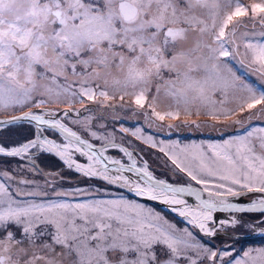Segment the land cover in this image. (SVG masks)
Here are the masks:
<instances>
[{
  "label": "snow or ice",
  "instance_id": "snow-or-ice-1",
  "mask_svg": "<svg viewBox=\"0 0 264 264\" xmlns=\"http://www.w3.org/2000/svg\"><path fill=\"white\" fill-rule=\"evenodd\" d=\"M0 117V264H264V0H0Z\"/></svg>",
  "mask_w": 264,
  "mask_h": 264
},
{
  "label": "rangeland",
  "instance_id": "rangeland-1",
  "mask_svg": "<svg viewBox=\"0 0 264 264\" xmlns=\"http://www.w3.org/2000/svg\"><path fill=\"white\" fill-rule=\"evenodd\" d=\"M249 79L257 84H259V81L256 77L254 76H249ZM61 107H63V105H61ZM74 107H79V105H74ZM90 108H95L96 106L94 105H90ZM90 113L88 111H83L82 110V115L83 116H87ZM113 117H116V119H113ZM2 118V117H0ZM195 118V117H193ZM200 119H205L204 117H201ZM104 123H107L109 125L110 128L115 127L116 129H118L121 125H123L124 127L130 128V129H134L136 127H141L144 128L145 131L147 133H150L154 136H156L157 139H165V140H180L181 143H188L191 141H197L199 142L200 140H220L222 137L219 133H208V132H196V131H188L187 129H185L182 132H175L171 135L165 133V132H157L155 129H149L147 127V123L144 120V118L142 116H140L139 114H133L132 109L130 108H120L117 107L116 110L114 112H108L107 114V119L105 121H101ZM96 123V121H94V124ZM174 123H179V121H175ZM253 126H264V119H258L253 121ZM22 134H27L26 130H21ZM233 134H240L239 132H229V133H225L224 134V138H226L228 135H233ZM5 136H9L11 135V137L13 139H17L18 137L5 131L4 133ZM119 133H118V141H119ZM127 139H133L131 137H127ZM98 143V142H97ZM139 146V148H143L145 149L144 153H142V155H144V157L146 159H148L152 165V169L154 170L155 174L160 177V178H167L169 180V182H177L176 178L169 176H165L164 175V170L158 166L159 161L157 160V156L161 155L159 153H157V151L155 149H148L147 146L141 144L139 141H136L133 145V147H137ZM151 153V154H149ZM109 155H113V156H117V157H122L123 154L119 153L117 149H109L108 153ZM123 162H127V158L123 157ZM46 168H52V170H56L58 168L61 167L60 163L58 161H56L54 158H51L50 162L47 163L45 165ZM129 176H132L133 179H135L136 177L132 174V173H126ZM64 175L66 176L67 180L70 181L72 184H75L77 181V177L75 174L73 173H68L65 172ZM180 181L183 182L184 181V177L181 176ZM68 184H65V187H67ZM122 192V191H121ZM120 193V191H114L113 190V194H118ZM132 198V197H131ZM185 199H187L188 201H190L189 198L185 197ZM169 218L172 220H178V218L173 217L172 215L168 214ZM256 235V234H253ZM259 235V234H258ZM258 240H262L264 241V236L260 235ZM261 241V243H263ZM217 243H219V241H217ZM246 246H254V247H260V246H264V244H258V245H253V244H249L246 243Z\"/></svg>",
  "mask_w": 264,
  "mask_h": 264
},
{
  "label": "flooded vegetation",
  "instance_id": "flooded-vegetation-1",
  "mask_svg": "<svg viewBox=\"0 0 264 264\" xmlns=\"http://www.w3.org/2000/svg\"><path fill=\"white\" fill-rule=\"evenodd\" d=\"M118 150V149H117ZM125 163H127V162H125ZM113 190L114 191H119V190H117L116 188H114L113 187ZM121 192V191H120ZM125 194V193H124ZM125 195H127V194H125ZM187 197V196H186ZM187 198H189L190 199V201H189V203H195V201H194V199L193 198H191V197H187ZM173 217H176V215L174 214V215H172ZM176 218H178V217H176ZM259 237H260V234L258 235V234H256V235H251V236H249L245 241H244V243L246 244V243H249L250 245L251 244H253V245H258V244H264V241H262V240H258L259 239ZM261 241L263 242V243H261Z\"/></svg>",
  "mask_w": 264,
  "mask_h": 264
},
{
  "label": "water",
  "instance_id": "water-1",
  "mask_svg": "<svg viewBox=\"0 0 264 264\" xmlns=\"http://www.w3.org/2000/svg\"><path fill=\"white\" fill-rule=\"evenodd\" d=\"M194 186H195V185H194ZM113 187L116 188L115 186H113ZM197 187H198V186H197ZM116 189L119 190V191H122L123 193L127 194L128 196H130V197H132V198H136V197L132 196V194L127 193V191L124 190V189H118V188H116ZM205 196H206V194H205ZM191 198H192V197H191ZM136 199H141V202H145V203L153 204L155 207H157L158 209L164 211L165 213L170 214V215H174V213H170V212H168V209H167L164 205H160V204H158V203H156V202L144 201L142 198H136ZM193 199H194V198H193Z\"/></svg>",
  "mask_w": 264,
  "mask_h": 264
}]
</instances>
